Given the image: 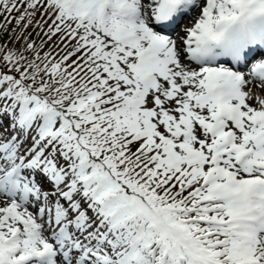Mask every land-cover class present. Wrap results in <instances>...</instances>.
Here are the masks:
<instances>
[{
  "label": "snow or ice",
  "instance_id": "snow-or-ice-1",
  "mask_svg": "<svg viewBox=\"0 0 264 264\" xmlns=\"http://www.w3.org/2000/svg\"><path fill=\"white\" fill-rule=\"evenodd\" d=\"M0 264H264V0H0Z\"/></svg>",
  "mask_w": 264,
  "mask_h": 264
}]
</instances>
